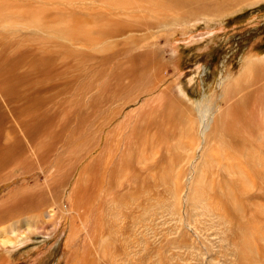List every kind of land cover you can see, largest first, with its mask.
I'll return each instance as SVG.
<instances>
[{
	"label": "rangeland",
	"instance_id": "rangeland-1",
	"mask_svg": "<svg viewBox=\"0 0 264 264\" xmlns=\"http://www.w3.org/2000/svg\"><path fill=\"white\" fill-rule=\"evenodd\" d=\"M255 1L237 6L231 14L227 13L230 9L219 15L177 12L163 22L127 24L105 34L109 42L103 59L96 55L88 66L89 55H85L88 60L81 72L69 69L73 63L61 70L55 55L49 71H54V77L59 75V82L51 80L35 104L29 103L33 89L25 87L30 78L20 83L21 99L32 117L40 114L54 126L63 107L69 114L49 156L28 152L0 163V245L1 240L24 236L21 242L0 247V264H216L208 211L184 213L180 208L178 147L176 143L171 164L160 120L166 94L172 93L177 99L182 93L193 101L198 93L203 96L211 92L203 93L204 87L217 89L219 77L226 75L230 64L239 67L248 55L251 59L264 57V1ZM13 40H7L8 46ZM3 49L8 56L7 45ZM73 58L82 60L74 55L72 62H76ZM99 64L103 65L96 67ZM90 72L97 73L96 78L89 76ZM60 74H67V80ZM88 83L92 86L87 87ZM137 84L143 88L130 98L127 91ZM157 94L164 101L151 104ZM62 100L67 103L62 105ZM89 116L91 124L102 127L99 144L76 161L63 178L57 172L56 157L80 121L85 122L81 130L86 133ZM154 124L159 128L156 133ZM5 140L11 142V135ZM31 140L27 146L33 150L40 139ZM104 145L110 149L112 163L99 169L90 182L81 183V168L96 158ZM90 146L94 148L96 142ZM105 159L99 160L100 166ZM124 159L132 160L131 171L123 165L119 169ZM71 190L73 205H69ZM223 251L218 264H226Z\"/></svg>",
	"mask_w": 264,
	"mask_h": 264
},
{
	"label": "bare ground",
	"instance_id": "bare-ground-1",
	"mask_svg": "<svg viewBox=\"0 0 264 264\" xmlns=\"http://www.w3.org/2000/svg\"><path fill=\"white\" fill-rule=\"evenodd\" d=\"M258 1L260 0L255 2ZM196 2L198 5L190 7ZM251 2L252 0H0V163L18 159L28 152L37 151L42 156H49L52 151L55 137L61 132L69 110L64 112L66 106L62 108L63 111H60L54 126L52 122L41 119L40 114L36 118L32 117L25 107L26 101L21 99L20 90L23 87L20 83L26 77L30 78L25 87L33 89L29 92V103L35 104L44 88L49 84L51 86V80L59 82V75L54 77V71H49L53 62L50 59L53 56L55 58L57 55L56 62L61 70H67L68 63H73L69 69L73 68V72L79 69L81 72L85 70V59H89L88 66L93 64L91 60L96 55L103 59L109 42V37L105 34L127 24L163 22L165 18L177 12L219 15L230 9L227 13L231 14L237 6L252 4ZM183 6L187 8L184 9ZM7 40H13L14 43L8 46ZM6 45L9 49L8 56H4L3 48ZM85 50L90 52L85 53ZM74 55H78L82 60L78 62L77 58H73L76 62H72ZM85 55H89V58H85ZM20 67L22 71L18 70ZM65 75L60 74L67 80ZM89 76L96 78L97 73L90 72ZM90 85L86 84L87 87ZM142 88L143 86L138 84L127 88V95L131 94V98ZM203 89V93L211 92L208 96H199L198 93L193 101L186 99L182 93L177 99L172 93L166 94L168 97L165 99V110L160 120L162 138L168 144L167 161L171 164L174 162L176 143L178 147L176 150L180 208L184 213L208 211L213 227L212 241L216 264L222 255V248L225 250L223 257L226 264H264V57L251 59L248 55L241 66L230 64L226 75L219 77L217 89L213 86ZM50 90L53 91L51 88ZM158 95L152 97V103L149 102L160 105L164 99L162 98V101ZM62 101V105L67 103L66 100ZM68 105L70 107L71 104ZM87 120L90 121H87L89 127L86 133L84 128L81 130V125L84 124L85 127V122L80 121L64 149L56 157L57 168L53 169H58L57 172L63 178L70 174L76 161L84 159L85 155L94 151L99 144L102 127L91 124L90 116ZM153 126L156 133L158 125ZM174 129H177V132ZM9 135L11 142L5 140ZM34 137L40 141L38 147L32 150L28 142L33 141L31 139ZM95 142L96 146L91 149L90 145ZM110 155V149L104 145L97 157L81 168L78 180L81 183L90 182L99 169L111 162ZM143 155L144 152L140 156ZM104 156L106 159L100 166L99 160ZM128 156L133 157L132 154ZM118 163L114 165L116 168ZM122 165L125 170H132V160L124 159L119 169ZM70 203H75L72 190L69 205ZM26 227L27 231L31 230V227ZM17 235L13 236L11 241L1 240L0 247L6 243L13 245L24 239L23 235Z\"/></svg>",
	"mask_w": 264,
	"mask_h": 264
}]
</instances>
